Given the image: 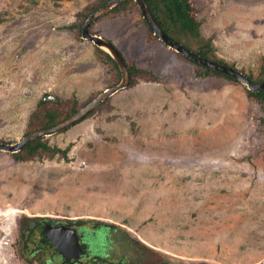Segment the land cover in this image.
Instances as JSON below:
<instances>
[{
	"label": "rangeland",
	"instance_id": "1",
	"mask_svg": "<svg viewBox=\"0 0 264 264\" xmlns=\"http://www.w3.org/2000/svg\"><path fill=\"white\" fill-rule=\"evenodd\" d=\"M96 1L0 0V141L26 136L42 97L86 103L111 87L96 46L65 29ZM190 2L215 59L256 76L264 0ZM143 20L105 18L94 31L158 81L140 80L46 137L66 158L0 152V264H60L49 250L31 254L24 217L88 220L74 227L99 260L79 264H264L263 110L240 82L196 76ZM96 222L109 231L93 238ZM142 246L159 254L142 258Z\"/></svg>",
	"mask_w": 264,
	"mask_h": 264
},
{
	"label": "trees",
	"instance_id": "2",
	"mask_svg": "<svg viewBox=\"0 0 264 264\" xmlns=\"http://www.w3.org/2000/svg\"><path fill=\"white\" fill-rule=\"evenodd\" d=\"M55 1L60 2L64 0H55ZM72 1H77V0H72ZM109 1L110 0H97L95 3L87 6L84 10L78 13L77 20L73 22L72 24L68 25L67 27H65V29L73 32L77 39L82 40L81 27L83 23L85 22V20L89 17V15H91L93 12H95L97 9H99L100 7H102ZM146 2L149 6V9L155 21L158 23V25L162 28V30L170 38L182 44L187 49H190V48L194 49L193 51L194 53L204 57L207 60H211V61H215V62L227 65L226 63H223L222 60L215 59L217 57L215 56V51H214V48L212 46L210 39H207L201 35L200 30H199L200 22L194 16V13L197 10L194 4L190 2V0H146ZM132 14L141 15V12L139 10L138 5L135 3L134 0H126L122 2L119 6L111 10L110 12L100 17L94 24H92V26L90 27V32L92 34L99 35V33H96L94 31V26L99 21L105 18L126 17ZM147 28L150 32L151 37L158 39L153 34V32L148 26ZM110 42L112 43V41ZM193 44L195 46H193ZM116 48L118 49L119 53L123 56L129 68L130 76H131L130 87L134 86L140 80L150 81V82L159 80V77L156 76L151 70L138 68L136 67L134 62H128L124 54L120 51V49L118 47ZM95 49H96V53H97V56H98V59L101 65L107 68V72L112 80L111 87L115 86L121 80V73H120V70L117 64L108 54H106L105 52H103L97 47H95ZM175 54L179 55L186 61L193 64L196 67V76L200 78H204V77L223 78L229 82L236 83L238 85L240 84L236 79L228 75H225L220 72L203 67L197 64L196 62L187 59L186 57L182 56L179 53L175 52ZM227 66L234 68V66L232 65H227ZM247 76L255 84L261 83L264 80V64H262L258 68V73L256 74V76H253L252 74H247ZM246 91H247V96L250 99L256 101L261 106L263 113H264V91L258 92V93L251 92L248 90ZM96 96L97 95H94V97H92L89 101H91ZM47 97L48 95L45 96V98L42 97L37 103L35 111L31 114L29 118V123H28L29 129L26 132V135L34 131H37V130L53 127L59 124L60 122L65 121L66 119L73 116L76 112H78L81 108H83L89 102L87 101L86 103H79L75 97L69 100L67 99L62 100L59 98L57 100H53V99H48ZM106 103H108V101H106L104 104ZM104 104L99 106V108L102 107ZM96 110L97 109L93 110L87 117L92 115ZM87 117H85L83 120H85ZM261 123L264 124V118L261 119ZM33 124L34 125L36 124V128L34 129L31 128L33 127L32 126ZM0 142H3V141H0ZM67 151L68 149L61 150L60 148H57L56 146H51L49 145L46 138H41V139L28 143L22 149L21 152L12 154V156L18 162H29L35 159H49V160L51 159V161L53 160L59 161L60 158H66ZM55 222L56 221L51 220V218L49 217H44V218L24 217V221L23 220L21 221L20 227L23 230L21 233L28 234V239L27 241L26 240L25 241L26 242L29 241L32 244H36V240L33 237V235L37 232L40 233L39 234L40 237L38 239L39 240L38 247L34 249V251L31 254L35 255L39 253L38 257H41L45 251L49 250L50 252H52V256H53L52 259L53 260L55 259V262H58L60 264H79L78 262H75V261H65L62 258V256L55 251L54 247L49 242L47 236L44 234L45 227L47 225H52ZM68 223L70 225L77 226V225L88 223V220L85 221V220L80 219L79 221H77L76 224L74 222H68ZM104 226H105L104 224L100 222H96L93 225V228L96 230L94 232L95 234L92 235V237L94 238L95 235L98 234L99 236L101 233H103L102 229ZM34 227H36V230H33ZM105 227L109 231V227L108 226H105ZM108 233L109 232H107V235ZM108 241H113V239L109 237ZM132 242L134 241L132 240ZM25 245H26L25 246L26 248H29L27 243ZM142 247H143V250H140V253L143 252L142 258H143V255L146 257L147 253L159 254L154 249L148 248V246H142ZM161 256L163 257V255ZM168 263H170V261H168Z\"/></svg>",
	"mask_w": 264,
	"mask_h": 264
},
{
	"label": "water",
	"instance_id": "3",
	"mask_svg": "<svg viewBox=\"0 0 264 264\" xmlns=\"http://www.w3.org/2000/svg\"><path fill=\"white\" fill-rule=\"evenodd\" d=\"M124 1L126 0H110L105 5L89 15V17L85 20L81 27L82 39L92 43L97 48L108 54L115 61L121 73L120 82L113 87L105 89L65 121L60 122L59 124L50 128L34 131L24 136L19 142H0V152L9 154L19 153L30 142L41 138L57 135L58 133L73 127L75 124L79 123L81 120L87 117L98 106L107 101L109 98L113 97V95L127 89L130 86V71L126 64V61L119 53L118 49L109 40L103 38L100 35H95L90 32V27L92 26V24H94L100 17L110 12ZM134 1L138 5L146 25L151 29V31L159 39V41L168 46L171 50L181 54L187 59L192 60L203 67L209 68L211 70L220 72L236 79L243 86H245L247 90L251 92L258 93L264 91V80L259 84H255L241 71L222 63L207 60L170 38L155 21L146 0ZM44 234L47 236L55 251L60 254L65 261L76 262L81 257L87 256L85 245L88 244V242L86 240H83V233L77 232L75 228H71L66 225H47L44 229ZM92 247L93 244H91L89 252L94 254L95 250Z\"/></svg>",
	"mask_w": 264,
	"mask_h": 264
},
{
	"label": "flooded vegetation",
	"instance_id": "4",
	"mask_svg": "<svg viewBox=\"0 0 264 264\" xmlns=\"http://www.w3.org/2000/svg\"><path fill=\"white\" fill-rule=\"evenodd\" d=\"M61 223H59V221H56L55 223H53L52 225L53 226H57V225H60ZM67 226H69V227H71V226H74V225H70V224H66ZM81 233V232H80ZM92 234H95V233H92ZM83 240H86L87 242H88V244H86L85 245V247H86V250H87V256H84V257H81L78 261H76V262H78V263H81L82 262V260H85V261H90V259H92L93 258V260L94 261H96V259L97 260H99V256H96V255H93L92 253H90L89 251H90V248H91V244H92V242H90V241H94V239H91V235H88V234H86V232L85 233H83ZM38 242H39V240L36 242L37 244H38ZM92 260V261H93Z\"/></svg>",
	"mask_w": 264,
	"mask_h": 264
},
{
	"label": "clouds",
	"instance_id": "5",
	"mask_svg": "<svg viewBox=\"0 0 264 264\" xmlns=\"http://www.w3.org/2000/svg\"><path fill=\"white\" fill-rule=\"evenodd\" d=\"M159 40V39H158ZM235 69V68H234ZM244 74V73H243ZM246 75V74H245ZM247 76V75H246ZM248 77V76H247ZM82 121V120H81ZM66 131V130H65ZM67 226V225H66ZM71 228H75L77 230V232H81V233H85L88 234V231L84 230V229H80V228H77V227H74V226H71ZM90 235V234H88Z\"/></svg>",
	"mask_w": 264,
	"mask_h": 264
}]
</instances>
